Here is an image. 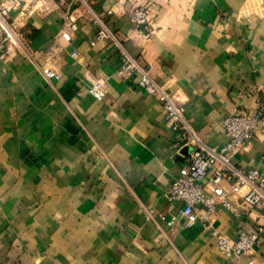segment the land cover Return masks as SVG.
Here are the masks:
<instances>
[{
    "label": "crops",
    "instance_id": "crops-1",
    "mask_svg": "<svg viewBox=\"0 0 264 264\" xmlns=\"http://www.w3.org/2000/svg\"><path fill=\"white\" fill-rule=\"evenodd\" d=\"M48 4L22 24L36 53L0 61V264H237L213 232L234 241L264 225L262 210L232 196L237 215L219 206L187 228L167 195L193 148L174 151L157 98L117 71L125 52L175 96L205 146L225 145L222 120L264 109V0ZM136 8L148 12L150 37L128 19ZM94 15L115 40L91 45ZM47 64L60 80L45 78ZM95 80L101 103L87 94ZM263 153L261 127L232 163L264 175ZM252 258L264 264V231Z\"/></svg>",
    "mask_w": 264,
    "mask_h": 264
},
{
    "label": "built area",
    "instance_id": "built-area-1",
    "mask_svg": "<svg viewBox=\"0 0 264 264\" xmlns=\"http://www.w3.org/2000/svg\"><path fill=\"white\" fill-rule=\"evenodd\" d=\"M50 1L0 0V61L7 62L17 55L30 59L36 53L26 41L22 24L33 15L50 12ZM93 17L94 23L99 24V30L91 45L107 39L115 40L98 17ZM148 17L147 10L143 8L133 9L128 14L130 22L150 37ZM68 28L61 33V38L67 43L71 42V32L77 31V25L71 21ZM71 55L76 58L78 53L73 52ZM123 55L124 61L117 71L118 76L123 79L137 76L139 87L147 95L157 98L168 120L170 132L175 137L174 151L179 154L186 147L193 148L173 179L167 195L170 203L181 204V215L186 220V227L192 228L200 218L208 221L219 206L237 215L231 202L232 196L238 197L248 209H261L264 219V175L258 169L243 171L232 163L235 154L252 143L255 131L264 128V109L255 115L237 111L225 118L221 128L229 138L228 143L207 147L178 107L175 96L153 80L134 58L125 52ZM41 71L47 80L61 79V75L49 64L42 67ZM87 94L94 101L103 102L106 96L104 82L92 81ZM211 171L212 175L207 179ZM263 231L264 225L254 230L239 229L234 241L214 231L215 248L223 257L236 259L237 264H255L252 255Z\"/></svg>",
    "mask_w": 264,
    "mask_h": 264
},
{
    "label": "water",
    "instance_id": "water-1",
    "mask_svg": "<svg viewBox=\"0 0 264 264\" xmlns=\"http://www.w3.org/2000/svg\"><path fill=\"white\" fill-rule=\"evenodd\" d=\"M189 150H190V148H185V149L183 150V153L186 154Z\"/></svg>",
    "mask_w": 264,
    "mask_h": 264
}]
</instances>
